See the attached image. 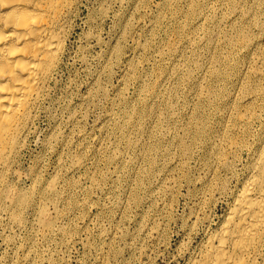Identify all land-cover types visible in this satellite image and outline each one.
Returning a JSON list of instances; mask_svg holds the SVG:
<instances>
[{"label":"bare ground","instance_id":"bare-ground-1","mask_svg":"<svg viewBox=\"0 0 264 264\" xmlns=\"http://www.w3.org/2000/svg\"><path fill=\"white\" fill-rule=\"evenodd\" d=\"M82 1L0 0V241L7 240L11 229H23L26 214L32 211L31 232L20 264H54L55 254L44 247L54 237H59L66 247L73 245L77 241V229L66 222L74 210L91 206L85 192L69 177L82 168L95 167L102 150L90 152L82 146L84 144L77 145L66 174L62 172L63 157H66L63 152L72 141L65 139L54 173L48 180L40 178L38 165L27 174L21 171V159L60 73ZM162 1L156 5V13L149 15L151 21L144 29V42H136L133 47L138 60L128 63L123 77L124 86L137 84V104L141 108L133 107L119 117L108 111L100 131L101 136L104 135L111 123L121 131L127 129L126 147L134 152L140 149L137 161L113 156L110 161L115 165V173L104 180H108L106 193L111 194L113 202L123 204L122 197L117 196L123 175L131 172L140 177L139 161L145 160L154 166L153 154L166 156L167 151L156 142L149 144V138L157 140V133L167 132L162 142L173 140L188 154L181 137L192 133V128L196 137L210 130L203 147L208 156L202 158L199 169L202 176L189 220L182 230L184 242L180 245V255L185 264H264V0ZM148 4L150 0H137L131 10L144 17L148 14ZM121 24L122 32L131 29L128 19ZM160 33L168 37L162 44ZM222 49L225 53L220 52ZM148 55L158 63L153 68L155 72L131 79L130 75L132 77L148 63ZM181 73L184 75L179 78ZM217 83L232 84L234 92H219ZM180 86L186 88V95H179ZM92 97L90 95L88 100ZM215 101H219V107L210 111ZM175 105L179 112L173 108ZM162 107L166 110L165 116L160 111ZM179 117H188L193 126L173 132L167 121L176 123ZM80 123L75 118L67 121L78 140H84ZM137 136L140 140H134ZM169 163L170 167L163 173L147 175L152 181L151 197L159 202L158 208L169 193L172 195L176 183L168 177L181 162L174 157ZM24 179L31 181L29 186H20ZM133 200L137 202V196L134 195ZM220 202L226 205V210L217 217L214 208ZM111 209L107 205L98 207L104 214ZM120 212L124 214V207H120ZM116 231L115 228L111 235L105 236L102 232L99 236L102 246L91 243L89 246L96 253L105 254L111 250ZM155 232L158 234V229ZM198 236L200 240L196 242ZM39 242L43 247H38Z\"/></svg>","mask_w":264,"mask_h":264},{"label":"rangeland","instance_id":"rangeland-1","mask_svg":"<svg viewBox=\"0 0 264 264\" xmlns=\"http://www.w3.org/2000/svg\"><path fill=\"white\" fill-rule=\"evenodd\" d=\"M136 1L137 0L82 1L79 15L75 19L76 26L73 29L74 31L71 33L72 35H70L66 53L63 57L64 59L62 60L59 71L60 73H58L56 81L52 84L51 91L46 102L47 104H45L46 108H44L40 114L35 133L30 140L28 149L26 150L27 153L25 152L21 159V171L24 172V174H27L30 169L38 165L39 176L42 180L46 181L54 173L59 153L62 152L63 140L71 138L70 141H72L70 144L71 146L66 148L63 152V156L66 157H63L62 172L66 174L69 172L71 157L75 155L77 145L84 144L82 146L90 152L97 150L103 151L102 157L97 159V165L95 167L82 168L79 172L77 171L69 177L72 181L77 183L81 191L85 192L86 198L89 200L91 206L84 210H74L70 219L66 222V224H69L77 229V241L71 245L72 247H66L59 237L52 238L48 246L44 247L52 254H55L54 264H185V259H182L180 255V245L184 242L182 230H184V227L189 220L188 218L191 207L193 206L195 192L199 189L198 182L200 176H202L199 169L202 164V158L208 156V152L206 154L203 147L206 145V142L210 137V130H206L205 134L196 137L195 128H192V133H188L187 135L181 137L183 138L185 146H187L188 154H184L182 149L178 147L173 140L171 142H162L164 141L163 138L167 132L162 131L157 133L155 135L157 136V140H151L149 138V144L156 142L161 148L165 149L164 151H167L166 156L163 158L161 155L153 154L152 158L156 161L154 166H150L145 160L139 161L138 167L140 166V177H136V175L131 174V172H127L123 175V178L121 179L122 181L118 185L117 192V196L120 198L122 197L124 201L123 204L118 203V201L113 202L111 194L106 193L108 180H104L115 173V165L114 163H111L113 156L116 154V156L126 158V160L137 161V153L140 149H137V151L134 152L126 147L124 141L126 135L128 134L127 129H124V131L122 129L121 131L117 129L113 123H111L104 135L101 136L100 131L104 127L105 117L109 112H113L115 116L119 117L123 113L130 111L133 107L134 109L141 108L138 107L137 104V100H139L137 84L131 83L128 86H124L123 77L128 71V63L131 64V62L133 63L138 60L136 51L133 48L135 47V43L144 42V29L150 24V16H153L156 13V5L163 2L162 0H150V4L146 6L148 14L144 17H140L131 10L132 5ZM126 16L128 17L126 18ZM125 19H128V21L131 22V25L128 26L131 29L124 30V32H122L121 23ZM138 25L141 26L140 29L137 28ZM167 39L168 37L165 33H160V44L165 42V40L167 41ZM220 52L225 53L223 49L220 50ZM156 54L159 53L156 52ZM147 57L149 59L147 63L148 65L139 66L140 68L136 71V73L132 75V77L130 75L131 79H135L139 75L153 74V72H155V69L153 68L158 64L156 63L157 61L153 60L150 55L146 56V58ZM183 75L184 73H181L179 78L183 77ZM219 84L220 83H217V85ZM118 88H120V91H118ZM217 89L219 92H234L232 84H225L224 86L219 85ZM179 90L180 96L187 94L184 86H180ZM90 95H93V97L88 100ZM211 107V109L209 108L210 111L216 110L219 107V101H215L214 105ZM163 108L164 107L160 109V111L162 110V113L164 111L166 112ZM173 108L178 109L176 105ZM179 111L180 110L178 109V112ZM164 113L163 116H165ZM71 118H75L81 122L80 130L85 135L84 140H78V137L75 134L76 132L74 130L72 131L73 128L71 125L68 126L67 121ZM209 122L210 120H208V123ZM167 123L169 124L168 128L175 133L181 131L184 126L190 125L192 127L194 124H190V119L188 117H179L176 123L168 121ZM208 129H210L209 125ZM61 132H63V134ZM178 137L179 136L176 138ZM137 139L140 140V137H134V140ZM112 152L114 153L112 154ZM174 157L179 159L181 163L177 168L170 172L168 178L169 181L174 180L172 182L176 184L172 195L169 193L160 203L162 206L159 205L160 207L158 208L157 205L159 202L151 197L150 190L152 181L147 177V175L153 172L156 174L163 173L168 167H170L169 162ZM44 163H47L48 165ZM142 175H145L144 179ZM30 183L31 181L29 179H24L20 186H29ZM134 195L137 196V202H134L133 200ZM104 204L112 207L111 211L105 214L99 212L98 210V207L105 206ZM91 207L94 208L91 209ZM120 207H124L125 209L123 215L120 212ZM225 210L226 205L220 202L218 206L214 208V214L217 217L222 216ZM87 215L88 217H86ZM32 220V211H28L26 214L25 227L19 231L11 229L7 240H4V243L0 241V264H20L24 256L23 250L29 240ZM115 228L117 231L111 243L110 251L100 255L96 253L95 249H92L89 246V243L94 244L95 246H102L100 238L102 232L104 236L109 234L111 235ZM157 229L158 234L155 232ZM199 240L200 237L198 236L196 238V242ZM38 244V247H43L42 242H39ZM62 255H64V257H62Z\"/></svg>","mask_w":264,"mask_h":264}]
</instances>
